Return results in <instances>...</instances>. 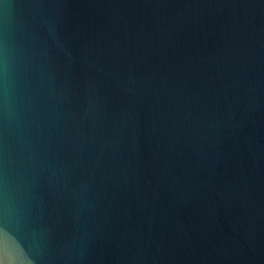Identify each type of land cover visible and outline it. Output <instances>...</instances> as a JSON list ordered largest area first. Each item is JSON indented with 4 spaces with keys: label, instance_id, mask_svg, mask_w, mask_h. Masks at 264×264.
I'll list each match as a JSON object with an SVG mask.
<instances>
[{
    "label": "water",
    "instance_id": "obj_1",
    "mask_svg": "<svg viewBox=\"0 0 264 264\" xmlns=\"http://www.w3.org/2000/svg\"><path fill=\"white\" fill-rule=\"evenodd\" d=\"M0 264H264V0H0Z\"/></svg>",
    "mask_w": 264,
    "mask_h": 264
}]
</instances>
